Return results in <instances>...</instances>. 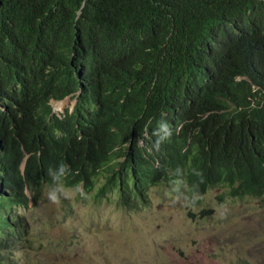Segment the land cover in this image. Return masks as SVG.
Returning a JSON list of instances; mask_svg holds the SVG:
<instances>
[{
	"label": "trees",
	"instance_id": "trees-1",
	"mask_svg": "<svg viewBox=\"0 0 264 264\" xmlns=\"http://www.w3.org/2000/svg\"><path fill=\"white\" fill-rule=\"evenodd\" d=\"M47 181L123 208L180 181L191 207L264 197V0H0V264Z\"/></svg>",
	"mask_w": 264,
	"mask_h": 264
},
{
	"label": "rangeland",
	"instance_id": "rangeland-1",
	"mask_svg": "<svg viewBox=\"0 0 264 264\" xmlns=\"http://www.w3.org/2000/svg\"><path fill=\"white\" fill-rule=\"evenodd\" d=\"M74 104L53 107L61 115ZM186 189L152 187L133 208L118 206L112 193L63 189L53 202L49 192L27 213L34 245L16 253L17 264H264V197L221 201L225 190L215 188L191 217ZM205 209L213 214L201 217Z\"/></svg>",
	"mask_w": 264,
	"mask_h": 264
},
{
	"label": "clouds",
	"instance_id": "clouds-1",
	"mask_svg": "<svg viewBox=\"0 0 264 264\" xmlns=\"http://www.w3.org/2000/svg\"><path fill=\"white\" fill-rule=\"evenodd\" d=\"M252 15H253V11H250V12H248V13H246L245 15H243V17H242V20H243V25L246 27V26H248V24H249V22H251V18H252ZM218 40V41H217ZM223 40V36H222V34L219 36V39H214L213 41H212V43L211 44H213L214 46H216L217 44H220V42ZM217 41V43H215ZM261 60H259V59H256V58H254V57H252L250 54H245V64L246 65H248V67L249 68H251V69H258L259 68V66H260V64H261ZM236 80L237 81H239V80H247V81H249V79L246 77V76H236ZM255 88V87H254ZM71 99V100H73L74 102H75V104H74V106H73V108H71V109H67L68 111H70V112H73V110H74V108H75V106H76V104H77V97H75V98H73V96H69V97H66V98H64V99H62V100H55V99H52L51 100V102H50V105H51V107H52V109H53V114H57L55 111H54V107H53V104H55V103H59V102H61V101H64V100H66V99ZM66 110V109H65ZM66 110V111H67ZM65 111V112H66ZM64 114V113H63ZM63 114H61V115H59V114H57L59 117H62V115ZM180 129V128H179ZM27 159H28V155H26L25 156V158H24V160H23V162H22V164H21V170L24 172V170H25V167H26V163H27ZM63 172H64V169H63V167L61 168V170H60V174L59 175H57L55 178L57 179V180H59V178H60V175H63ZM49 181H47L45 184H46V190H45V195H44V199H43V201H45L46 200V194L47 193H49L50 192V194H49V196H50V198L53 200V202H57V197H58V195H59V190L60 191H63V189H66V190H73V189H76V190H79V189H82V194H84L85 193V189H84V185H83V183L82 184H80V185H78V186H76V187H73V188H67V187H64L63 185H60V183L58 184V182H57V184L56 185H54V186H51L49 183H48ZM170 183H173V182H170ZM169 183V184H170ZM176 184H178V186H179V188L181 189L182 188V185H186L184 182H182V181H180V183L179 182H175ZM165 184H167V183H162V185H165ZM168 184V185H169ZM161 185V184H160ZM161 185V186H162ZM158 186V185H157ZM152 187H155V186H152ZM151 187V188H152ZM62 188V189H61ZM151 188H149V190L151 189ZM186 188H187V185H186ZM210 192V191H209ZM25 194H27L29 197H30V193H29V191L28 190H26L25 191ZM86 194V193H85ZM117 197V196H116ZM184 197H185V199H186V197H187V195H186V191H185V194H184ZM145 199L146 198H144V199H141V198H137L136 199V201L137 202H139V203H142V202H144L145 201ZM187 200V199H186ZM42 201V202H43ZM61 203H64L65 202V199L64 198H61ZM188 201V200H187ZM188 206H189V208L192 210L193 208H195V207H197V206H195V207H191V205H190V203L188 204ZM30 207H32V202L30 203ZM21 211V213L22 214H24V210H20ZM25 215V214H24ZM26 221H28V219L26 220ZM28 224H29V221H28ZM30 225V224H29Z\"/></svg>",
	"mask_w": 264,
	"mask_h": 264
}]
</instances>
